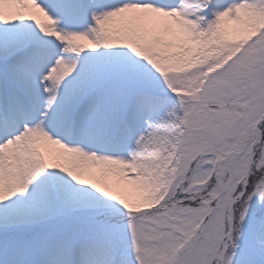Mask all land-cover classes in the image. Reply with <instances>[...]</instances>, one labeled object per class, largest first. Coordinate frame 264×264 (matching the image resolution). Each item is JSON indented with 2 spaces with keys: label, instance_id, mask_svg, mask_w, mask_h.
Returning a JSON list of instances; mask_svg holds the SVG:
<instances>
[{
  "label": "snow or ice",
  "instance_id": "snow-or-ice-1",
  "mask_svg": "<svg viewBox=\"0 0 264 264\" xmlns=\"http://www.w3.org/2000/svg\"><path fill=\"white\" fill-rule=\"evenodd\" d=\"M0 264H264V0H0Z\"/></svg>",
  "mask_w": 264,
  "mask_h": 264
}]
</instances>
